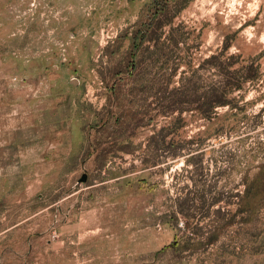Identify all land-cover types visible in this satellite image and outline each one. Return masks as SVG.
Here are the masks:
<instances>
[{
  "label": "rangeland",
  "instance_id": "rangeland-1",
  "mask_svg": "<svg viewBox=\"0 0 264 264\" xmlns=\"http://www.w3.org/2000/svg\"><path fill=\"white\" fill-rule=\"evenodd\" d=\"M0 264H264V0H0Z\"/></svg>",
  "mask_w": 264,
  "mask_h": 264
}]
</instances>
